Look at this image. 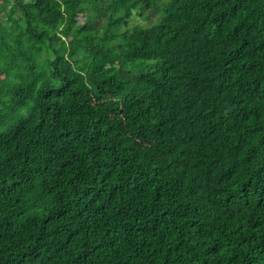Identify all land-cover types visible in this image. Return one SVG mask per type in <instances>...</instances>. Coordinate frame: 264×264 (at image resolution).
<instances>
[{
	"label": "trees",
	"instance_id": "trees-1",
	"mask_svg": "<svg viewBox=\"0 0 264 264\" xmlns=\"http://www.w3.org/2000/svg\"><path fill=\"white\" fill-rule=\"evenodd\" d=\"M0 264H264V0H0Z\"/></svg>",
	"mask_w": 264,
	"mask_h": 264
},
{
	"label": "rangeland",
	"instance_id": "rangeland-1",
	"mask_svg": "<svg viewBox=\"0 0 264 264\" xmlns=\"http://www.w3.org/2000/svg\"><path fill=\"white\" fill-rule=\"evenodd\" d=\"M151 18H155L154 15H151ZM81 20V16L79 18ZM147 21L144 18H137V17H133L130 21H129V25H134V24H145Z\"/></svg>",
	"mask_w": 264,
	"mask_h": 264
}]
</instances>
